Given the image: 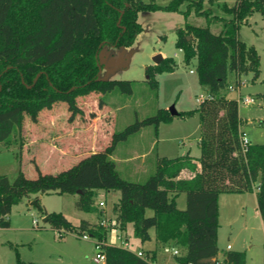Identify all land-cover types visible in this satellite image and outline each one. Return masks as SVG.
<instances>
[{
    "label": "trees",
    "instance_id": "16d2710c",
    "mask_svg": "<svg viewBox=\"0 0 264 264\" xmlns=\"http://www.w3.org/2000/svg\"><path fill=\"white\" fill-rule=\"evenodd\" d=\"M184 1L168 0L162 5L145 0H0V143L10 142L22 127L24 114L36 121L43 109L64 101L73 117L81 112L79 96L98 92L105 97L117 89L131 93L132 80L100 78V50L106 44L132 45L143 30L139 11H178ZM203 2L195 0L193 6L206 14ZM225 11L233 17L209 18V22L216 19L221 23L220 33L209 25L190 23L177 30V48L187 64L197 60L199 81L212 99L177 114L161 108L115 131L105 149L86 154L55 174L43 173L38 167L35 178L22 169L13 180L0 174V227L10 225L13 205L32 195L42 210L40 193L77 194L79 210L100 214L102 209L96 204L99 190L118 191L115 209L121 227L132 224L135 236L143 242L151 238L154 228L159 247L172 244L182 250V256L175 257L181 264H217L220 254L222 264H246L245 251L219 248V197L226 192H255L258 184L257 205L264 222V144L251 143L242 153L239 102L224 89L230 73L238 82L248 70L255 79L260 76V54L238 33L253 12L264 16V0H236ZM176 66L173 57H164L147 68V81L157 88L155 75L174 71ZM195 114L200 118L199 157L189 153L161 156L154 173L143 182L121 175L113 158L120 142L144 126L153 125L157 130L160 123L171 122L176 115L187 118ZM183 171L189 176L183 177ZM180 193L187 196L184 209L177 206ZM48 217L57 229L90 232L101 244L106 264H157L156 251H145L146 260L130 249L107 243V233L99 224L82 220L74 225L57 212H49ZM18 264L24 263L19 260Z\"/></svg>",
    "mask_w": 264,
    "mask_h": 264
},
{
    "label": "rangeland",
    "instance_id": "374dc122",
    "mask_svg": "<svg viewBox=\"0 0 264 264\" xmlns=\"http://www.w3.org/2000/svg\"><path fill=\"white\" fill-rule=\"evenodd\" d=\"M145 1L162 5L168 3V0ZM235 1L204 0L202 10L206 14L197 12L193 6L195 0L184 1L178 11H139L138 20L143 30L135 42L130 46L106 44L99 53L100 78L132 80V92L126 93L117 89L105 97L98 92L79 96L77 103L81 112L73 117L68 103L64 101L56 102L50 109H43L36 121L24 114L22 127L13 134L10 142L0 143V174H6L11 180L20 169L30 178L38 175V168L43 173L55 174L70 167L82 157L80 154L89 151L86 146L78 147L74 142L92 138L93 145L101 148L108 140L110 144L115 131L123 130L136 120L152 116L161 108L170 110L174 107L178 112L197 108L200 103L198 98L201 94L206 95L208 90L199 81L197 60L187 64L183 51L177 48V30L190 23L203 27L209 25L213 32L220 33L221 23L215 22L216 19L209 22V18L221 16L231 19L233 15L226 12L225 7L234 5ZM238 35L242 41L253 45L260 54V76L255 79L254 73L248 70L241 74V84H238L235 74L230 73L228 86L224 91L237 100L240 96L255 98L256 102L253 104L238 101L239 115L243 130L251 143L264 144L263 14L259 11L253 12L247 22L241 24ZM159 53L164 57H173L177 66L174 71L157 73L155 78L158 87L153 88L147 81V68L156 64L154 57ZM229 85H234L235 88L229 89ZM175 117L173 128H176L180 138L189 137L193 154L199 155V115ZM162 126L169 128L168 122H162ZM175 141L170 145L162 140L159 145L161 153H168L170 156L187 153L188 150H179V147H188L181 145L180 139ZM56 145L62 149L70 145L71 155H62L54 147ZM159 146L151 150L145 159L127 162L120 160L118 168L121 175L132 181H145L156 169L158 160L155 159ZM117 147L119 149L117 148L116 154L121 157L123 152L134 149L146 152L148 145L145 139L134 137L133 134ZM135 168L137 174H133ZM128 170H133L132 174H128ZM257 190L258 184L255 192ZM255 192L220 194L219 248L226 250L230 244L234 250L245 251L246 264H264V222L257 209ZM35 198L32 195L14 204L8 215L10 225L0 227V264H18L19 260L24 264H96L94 257L98 251V239L93 236L84 239L76 230L62 232L63 229H57L51 221L44 220L49 212L63 213L74 225H79L85 218L94 220L93 223L99 225L105 221V225L101 226L107 233V243L122 246L128 239L131 249L136 250L142 246L147 251H156L159 264H165L161 259L166 253L163 247L156 245L153 228L150 230L153 238L144 242L135 236L132 224H128V230L123 232L125 229L117 219L113 192L104 190L98 194L96 204L100 207V201L105 202L98 215L79 210L76 207L77 194L40 193L39 204L42 210ZM186 198L183 193L178 200L180 207L184 205ZM115 221L117 222L114 223Z\"/></svg>",
    "mask_w": 264,
    "mask_h": 264
},
{
    "label": "crops",
    "instance_id": "0c3cea01",
    "mask_svg": "<svg viewBox=\"0 0 264 264\" xmlns=\"http://www.w3.org/2000/svg\"><path fill=\"white\" fill-rule=\"evenodd\" d=\"M228 96V95H227ZM229 97V96H228ZM231 98V97H230ZM192 117H194V116H192ZM175 118L176 117H174V119L171 121V122H168V127L169 128H166L165 126H162V123H160V125L158 126V129L156 130L155 129V127H153L152 128V126L151 125H149V126H144L139 132H137L136 134H134V137H140V138H142V139H145L146 140V145H148V147L145 149V150H147L146 152L145 151H138V150H131V151H127V152H123V154L124 155H122L121 157L119 156V155H117L116 154V152H117V148H116V150H115V152H114V154H113V158L116 160V162H117V165H118V163H119V161L120 160H124L125 162H127V161H131V160H139V159H145V156L151 151V150H154V149H156L159 145H160V142L162 141V140H166L167 142H169V144L171 145L173 142H176L175 140H179L180 139V144L181 145H184V146H187L188 147V149H186V148H180L179 147V150L180 149H185V151L186 150H188L187 151V153H184V154H180V155H177V156H181V155H185V154H190V155H192V156H194V157H199L200 156V154H201V149H200V133H201V131H200V121H199V126H198V128H199V136L197 137V144H198V147H199V150H200V154L199 155H196V154H193V152H192V150H193V146L191 145V141L190 140H188L189 139V137H187L188 139H186V137H182V138H180V135H179V133L178 132H176V128H173V123H174V121H175ZM162 127H164V128H162ZM241 128H242V130H243V126H241ZM162 129H165L164 131L162 130ZM175 129V130H174ZM136 135V136H135ZM69 139V138H68ZM75 144H77V146L78 147H84V146H86L88 149H89V151H87L86 152V154H89V153H92V152H95V151H98V150H103V149H105L108 145H109V140H108V142L106 143V145H104V147H101V148H96V146H94L93 145V141H92V138H87V140H85V138L81 141L80 140V142H74ZM84 143H87V144H85L84 145ZM179 144V145H180ZM88 145V146H87ZM55 148H56V150H58V151H60V152H62V155H71V154H69V151H70V149H71V146L70 145H68V146H64V149H62V148H60V147H58V145H56V146H54ZM159 148H160V146H159ZM119 149V148H118ZM91 150V151H90ZM161 148L159 149V151H158V154H157V157H156V159L155 160H157L159 157H161V156H167V157H176V156H170V154L168 155V153H161ZM122 152H120V153H122ZM85 153L84 154H80V156H84V155H86ZM78 161V160H77ZM75 163V162H74ZM73 163V164H74ZM119 166V165H118ZM136 169L137 168H135V169H133V170H128V174H132V171H133V174H137L138 172L136 171ZM134 176V175H133ZM182 176L183 177H188L189 176V173L188 172H186V171H183L182 172ZM100 191H104L103 189H101V190H99V193H100ZM114 193V197H115V204L118 202V200H119V196H120V193H118V191H110V193ZM256 193V192H255ZM186 194V193H185ZM182 195H183V193H180L179 195H178V197H177V199H176V201H177V206L179 207V208H182V209H184V208H186V206H187V198H186V200H185V203H184V205L182 206V207H180L179 205H178V200H179V198L180 197H182ZM187 197V196H186ZM256 197H257V195H256ZM220 199H221V196L219 197V211H220V207H221V205H220ZM101 202V201H100ZM114 204V205H115ZM104 207H100L99 209H103ZM257 209H258V207H257ZM259 211V210H258ZM84 212H86V211H84ZM92 213V212H91ZM147 213H152V211L151 210H147ZM259 213H260V211H259ZM96 214L98 215L99 213H97L96 212ZM261 215V214H260ZM220 216V215H219ZM83 220H87V221H89L90 223H93V221L94 220H88V219H83ZM219 220H220V218H219ZM220 222V221H219ZM73 223V222H72ZM128 227L129 226H127V228L123 231V232H126L127 230H128ZM154 229V228H153ZM154 231H155V229H154ZM151 234V238H153V236H152V233H150ZM155 235V242H156V245L158 246V243H157V239H156V232L154 233ZM121 237H122V235H121ZM150 238V239H151ZM128 240V239H127ZM129 241V240H128ZM130 242V241H129ZM143 243V242H142ZM226 249H227V247H226ZM231 250H234L233 249V245L231 246V248H230ZM133 250V249H132ZM138 250H143V251H147V250H145L142 246L141 247H138V249H136V250H133V251H138ZM156 260H157V264H159V259H158V255H157V253H156ZM161 261L162 262H164L165 264H174L175 263V261H176V258L175 257H173V256H170V255H168V254H166V256H164L162 259H161Z\"/></svg>",
    "mask_w": 264,
    "mask_h": 264
},
{
    "label": "built area",
    "instance_id": "2783aa9c",
    "mask_svg": "<svg viewBox=\"0 0 264 264\" xmlns=\"http://www.w3.org/2000/svg\"><path fill=\"white\" fill-rule=\"evenodd\" d=\"M238 84H241V81H239ZM238 87H239V85H238ZM234 88H235L234 85H229V89H234ZM212 98H213V96L208 92L206 95L201 94L198 99H199V101H202V100L212 99ZM239 100H241L245 104H253V103L256 102L255 98L251 97V96H246V97L240 96ZM240 144H241L242 153L245 154L247 152L248 148H249V145L251 144V141H250L247 133L244 130H243L242 134L240 135ZM104 205H105V202L101 201L100 202V207H104ZM116 222L117 221H115L114 223H116ZM101 225H105V221H102ZM61 231L65 232L64 229L61 230ZM81 235H82V237L84 239H89V238H91L93 236L88 231H84L83 233H81ZM122 246L127 248V249L132 250L128 240L124 241ZM96 247H97L98 251L96 253V256L94 257V261L96 262V264H106V255H105L104 251L101 248V244L98 241L96 242ZM230 248H231V245L228 244L227 245V249H230ZM163 251H164V253H166V254H168L170 256H173V257L182 256V254H183L181 249L178 246H175V245H172V244L164 245L163 246ZM134 252L138 256H140V257H142V258H144L146 260H149V257L147 256L145 251L138 250V251H134ZM174 264H181V263L178 262V261H175ZM188 264H192V263H188ZM217 264H222V257H219V260H217Z\"/></svg>",
    "mask_w": 264,
    "mask_h": 264
},
{
    "label": "water",
    "instance_id": "95a60500",
    "mask_svg": "<svg viewBox=\"0 0 264 264\" xmlns=\"http://www.w3.org/2000/svg\"><path fill=\"white\" fill-rule=\"evenodd\" d=\"M163 59H164V56H163L161 53L157 54V55L154 57V61H155L156 64H159ZM170 111H171L172 114H177V113H178V111H177L174 107H172V108L170 109ZM36 203H37V202H36ZM48 219H49L48 216L44 218L45 221H47Z\"/></svg>",
    "mask_w": 264,
    "mask_h": 264
}]
</instances>
